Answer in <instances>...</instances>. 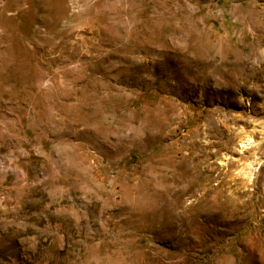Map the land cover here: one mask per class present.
Returning a JSON list of instances; mask_svg holds the SVG:
<instances>
[{
    "label": "rangeland",
    "instance_id": "obj_1",
    "mask_svg": "<svg viewBox=\"0 0 264 264\" xmlns=\"http://www.w3.org/2000/svg\"><path fill=\"white\" fill-rule=\"evenodd\" d=\"M0 264H264V0H0Z\"/></svg>",
    "mask_w": 264,
    "mask_h": 264
},
{
    "label": "bare ground",
    "instance_id": "obj_2",
    "mask_svg": "<svg viewBox=\"0 0 264 264\" xmlns=\"http://www.w3.org/2000/svg\"><path fill=\"white\" fill-rule=\"evenodd\" d=\"M250 144H252V142H246V143L244 142V145L242 146L241 149L244 150L245 147L248 146V145L250 146ZM250 165H251V163H250ZM250 165H249V167H250Z\"/></svg>",
    "mask_w": 264,
    "mask_h": 264
}]
</instances>
